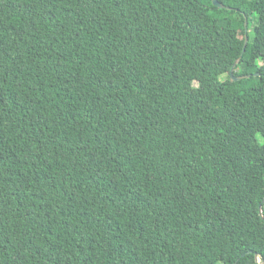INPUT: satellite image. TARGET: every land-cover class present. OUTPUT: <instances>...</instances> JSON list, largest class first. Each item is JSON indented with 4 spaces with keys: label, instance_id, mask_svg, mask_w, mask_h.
I'll list each match as a JSON object with an SVG mask.
<instances>
[{
    "label": "trees",
    "instance_id": "1",
    "mask_svg": "<svg viewBox=\"0 0 264 264\" xmlns=\"http://www.w3.org/2000/svg\"><path fill=\"white\" fill-rule=\"evenodd\" d=\"M218 1L0 0V264H264V0Z\"/></svg>",
    "mask_w": 264,
    "mask_h": 264
},
{
    "label": "water",
    "instance_id": "2",
    "mask_svg": "<svg viewBox=\"0 0 264 264\" xmlns=\"http://www.w3.org/2000/svg\"><path fill=\"white\" fill-rule=\"evenodd\" d=\"M212 3L214 6L218 7V8H227L229 9L228 7L224 6L223 4H221L218 0H212ZM245 27H246V23H245ZM246 28H245V35H244V45H243V50L245 48V45L247 44V37H246ZM234 66L232 67V69L230 70V78L232 81H237V80H240V79H243V78H247L249 77V75H244V76H235L234 75ZM263 202H264V199H263Z\"/></svg>",
    "mask_w": 264,
    "mask_h": 264
},
{
    "label": "rangeland",
    "instance_id": "3",
    "mask_svg": "<svg viewBox=\"0 0 264 264\" xmlns=\"http://www.w3.org/2000/svg\"><path fill=\"white\" fill-rule=\"evenodd\" d=\"M169 15H172V12ZM253 44H254V53H259V52H262L263 51V49H264V41L263 40L258 39V38H254L253 39ZM262 131L264 133V125L262 126ZM259 141L261 143L264 142V134H262L259 137Z\"/></svg>",
    "mask_w": 264,
    "mask_h": 264
}]
</instances>
